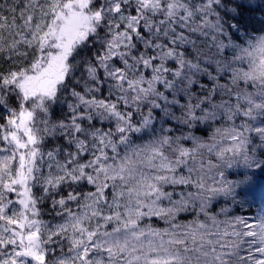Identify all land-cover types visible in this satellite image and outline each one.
<instances>
[{
  "label": "snow or ice",
  "instance_id": "1",
  "mask_svg": "<svg viewBox=\"0 0 264 264\" xmlns=\"http://www.w3.org/2000/svg\"><path fill=\"white\" fill-rule=\"evenodd\" d=\"M0 264H264V0H0Z\"/></svg>",
  "mask_w": 264,
  "mask_h": 264
}]
</instances>
